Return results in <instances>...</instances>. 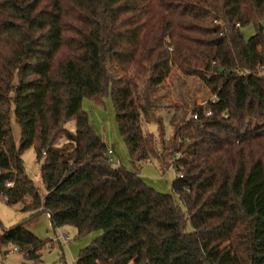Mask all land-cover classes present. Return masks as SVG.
<instances>
[{
  "label": "trees",
  "instance_id": "1",
  "mask_svg": "<svg viewBox=\"0 0 264 264\" xmlns=\"http://www.w3.org/2000/svg\"><path fill=\"white\" fill-rule=\"evenodd\" d=\"M262 20L264 0H0V196L54 229L100 230L75 264H264ZM174 69L212 97L173 106L174 148L158 154L143 124ZM109 95L134 163L173 156L172 193L109 162L83 107ZM10 245L36 262L46 241L20 223L0 234Z\"/></svg>",
  "mask_w": 264,
  "mask_h": 264
},
{
  "label": "rangeland",
  "instance_id": "2",
  "mask_svg": "<svg viewBox=\"0 0 264 264\" xmlns=\"http://www.w3.org/2000/svg\"><path fill=\"white\" fill-rule=\"evenodd\" d=\"M261 24L264 27V20ZM260 27V26H259ZM245 36L251 37L256 32L254 24L243 28ZM155 105L157 120L144 121V136L147 146L152 152L158 154H170L174 148V128L171 125V117L174 114L173 106H180L185 102L192 104L206 103L212 97L209 89L196 76H185L179 70L174 69L169 77L158 86L152 93ZM105 106L99 107L92 100L84 99L83 107L88 112L89 121L97 132L106 140L109 149L115 147V156L121 160L124 168L137 171L147 182L162 193H172V183L177 176L176 170L169 161L162 163L157 158L151 156L148 160L133 162L130 158L127 146L121 136L116 121V112L111 96L104 98ZM11 124L16 142H19L21 128L16 122L14 113L11 114ZM67 127L75 130V121L67 123ZM65 138L59 139L58 144H62ZM25 169L27 174L33 179L41 193L45 187L40 172V163L36 158L34 147L29 148L23 154ZM28 202V201H27ZM184 208V207H183ZM24 223L26 228L32 233L46 241L42 249V258L39 261L25 259L22 254L13 251V246H8L0 250V262L6 264H75L76 259L84 247L101 234L100 230H94L86 235L79 236L77 229L72 225H65L54 229L52 227L48 213H41L33 216L30 212L22 210V203L9 206L5 198L0 196V234L4 229L16 224ZM66 234L69 240L56 238ZM7 251H11L6 257Z\"/></svg>",
  "mask_w": 264,
  "mask_h": 264
},
{
  "label": "built area",
  "instance_id": "3",
  "mask_svg": "<svg viewBox=\"0 0 264 264\" xmlns=\"http://www.w3.org/2000/svg\"><path fill=\"white\" fill-rule=\"evenodd\" d=\"M207 114L209 115L210 114V111H208L207 112ZM108 160H109V162L112 164V166H114V167H119L120 165H121V160H120V158L119 157H116L115 156V151H114V149H109L108 150ZM9 185V184H8ZM56 238L60 241V239H64L65 241L66 240H69V236L68 235H66V234H63L62 236H56ZM13 251L14 252H18L19 253V251H18V248L17 247H15V246H13ZM10 252L11 251H7V253H6V257H8L9 256V254H10Z\"/></svg>",
  "mask_w": 264,
  "mask_h": 264
},
{
  "label": "water",
  "instance_id": "4",
  "mask_svg": "<svg viewBox=\"0 0 264 264\" xmlns=\"http://www.w3.org/2000/svg\"><path fill=\"white\" fill-rule=\"evenodd\" d=\"M260 30H262V29H264V27H263V25L262 24H260ZM224 71V69H222V68H219V72H223ZM228 73H230V72H228Z\"/></svg>",
  "mask_w": 264,
  "mask_h": 264
},
{
  "label": "crops",
  "instance_id": "5",
  "mask_svg": "<svg viewBox=\"0 0 264 264\" xmlns=\"http://www.w3.org/2000/svg\"><path fill=\"white\" fill-rule=\"evenodd\" d=\"M49 215V214H48ZM42 258V251H41V257H40V259Z\"/></svg>",
  "mask_w": 264,
  "mask_h": 264
}]
</instances>
